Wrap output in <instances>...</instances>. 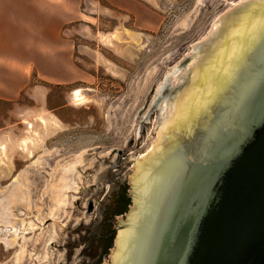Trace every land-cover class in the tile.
Instances as JSON below:
<instances>
[{
    "label": "rangeland",
    "instance_id": "obj_1",
    "mask_svg": "<svg viewBox=\"0 0 264 264\" xmlns=\"http://www.w3.org/2000/svg\"><path fill=\"white\" fill-rule=\"evenodd\" d=\"M248 1L158 0L153 29L85 1L68 23L54 13L52 50H0V264H82L88 203L96 210L112 182L128 184L176 67ZM6 28L0 46H10L6 35L28 41L26 29ZM114 32L112 44L105 38ZM76 89L88 102L72 101ZM27 109L39 113L29 118ZM101 264H111V248Z\"/></svg>",
    "mask_w": 264,
    "mask_h": 264
},
{
    "label": "water",
    "instance_id": "obj_2",
    "mask_svg": "<svg viewBox=\"0 0 264 264\" xmlns=\"http://www.w3.org/2000/svg\"><path fill=\"white\" fill-rule=\"evenodd\" d=\"M243 3L149 115L111 264H264V0Z\"/></svg>",
    "mask_w": 264,
    "mask_h": 264
},
{
    "label": "crops",
    "instance_id": "obj_3",
    "mask_svg": "<svg viewBox=\"0 0 264 264\" xmlns=\"http://www.w3.org/2000/svg\"><path fill=\"white\" fill-rule=\"evenodd\" d=\"M88 1L89 4L96 9L98 6H104L109 10H117L128 14L134 20V24L138 28H154L158 24V18L160 10L156 9L158 0H0V20H11L8 26L0 22V29L7 27L6 29L15 31L18 27L26 29L28 34V41L20 42L14 41V37L7 38V43H10L9 47L0 46V50L11 49L17 51H37L45 52L52 50L53 39L58 34L60 24H57L56 30L52 29V19L54 13H59V18L63 22L68 23L71 15L76 11L82 2ZM156 7V8H155ZM57 16V15H56ZM16 20H25V22L18 23ZM35 29L36 35L32 34L30 29ZM30 31V32H29ZM7 32V31H6ZM110 33L106 35L105 39H114ZM111 37V38H110ZM39 54V53H38ZM41 58V54H39ZM37 110L27 109L23 112L24 116L31 117L34 114H38Z\"/></svg>",
    "mask_w": 264,
    "mask_h": 264
},
{
    "label": "flooded vegetation",
    "instance_id": "obj_4",
    "mask_svg": "<svg viewBox=\"0 0 264 264\" xmlns=\"http://www.w3.org/2000/svg\"><path fill=\"white\" fill-rule=\"evenodd\" d=\"M113 172V171H112ZM112 188L109 189L104 202L97 203L98 208L95 210L92 203H88L86 217H90L92 233L91 243L87 244V250L80 252L84 259L82 264H101V259L108 256L110 248L113 245V239L116 236L119 218L124 219L126 211L129 209L131 196L128 191V184L125 182H112ZM82 218L80 221H83ZM85 244V243H84Z\"/></svg>",
    "mask_w": 264,
    "mask_h": 264
},
{
    "label": "bare ground",
    "instance_id": "obj_5",
    "mask_svg": "<svg viewBox=\"0 0 264 264\" xmlns=\"http://www.w3.org/2000/svg\"><path fill=\"white\" fill-rule=\"evenodd\" d=\"M112 36H114L113 38H115L116 39V35H114V34H112ZM109 37V36H108ZM111 38V37H110ZM110 40V39H109ZM102 41V40H101ZM108 41V40H107ZM111 41V40H110ZM102 42H104V41H102ZM112 42V41H111ZM114 42V41H113ZM113 42H112V44H113ZM108 45V44H107ZM115 46V45H114ZM72 101L75 103V104H77V105H82V104H84V103H86V102H88V98L86 97V95L84 94V92L82 91V90H80V89H76V90H74L73 91V93H72ZM39 120V119H38ZM40 122H42L41 120H40ZM42 124V123H41ZM24 145H25V143H24ZM22 147H24V146H22ZM3 148V147H2ZM3 150V149H2ZM135 168H138V167H141L140 166V164H139V161H137L136 163H135ZM62 195V194H61ZM60 195V197H59V199L61 200V197H63V195L61 196ZM66 200V199H65ZM62 201V200H61Z\"/></svg>",
    "mask_w": 264,
    "mask_h": 264
}]
</instances>
